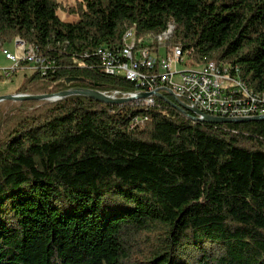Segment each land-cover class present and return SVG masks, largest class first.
I'll use <instances>...</instances> for the list:
<instances>
[{
	"label": "trees",
	"instance_id": "obj_1",
	"mask_svg": "<svg viewBox=\"0 0 264 264\" xmlns=\"http://www.w3.org/2000/svg\"><path fill=\"white\" fill-rule=\"evenodd\" d=\"M130 30L136 52L168 37L264 95V0H0V50L19 38L57 64L17 94L135 93L94 55ZM154 102L0 104V264H264V120L197 123Z\"/></svg>",
	"mask_w": 264,
	"mask_h": 264
},
{
	"label": "built area",
	"instance_id": "obj_2",
	"mask_svg": "<svg viewBox=\"0 0 264 264\" xmlns=\"http://www.w3.org/2000/svg\"><path fill=\"white\" fill-rule=\"evenodd\" d=\"M63 4L68 8L75 5ZM156 42L161 48L166 47L168 37H157ZM11 46L14 47L13 51H0L5 60L12 63L10 69L0 71L5 78L9 79L22 69L38 72L42 77L57 72L55 60L40 55L23 40L17 38ZM135 48L136 33L130 30V34L124 36L119 50H102L94 55L108 75L124 77L133 83L135 93L158 92L164 95L172 92L189 106L215 117L264 116V95L252 98L244 89L238 88L234 65L205 63L197 69L179 70L178 67L185 65V62L178 60L177 47L164 56L154 55L149 48L137 52ZM192 57L193 51L188 50L187 60L190 61ZM155 99L151 97L142 101L145 106L152 107ZM146 120V117H137L133 125Z\"/></svg>",
	"mask_w": 264,
	"mask_h": 264
},
{
	"label": "water",
	"instance_id": "obj_3",
	"mask_svg": "<svg viewBox=\"0 0 264 264\" xmlns=\"http://www.w3.org/2000/svg\"><path fill=\"white\" fill-rule=\"evenodd\" d=\"M72 82H80L85 83L84 79H71L68 83ZM170 96L174 99V102L167 99L161 93H133L129 95H122L120 93H116L113 96H109L105 93H102L97 90L92 89H72L68 90L56 95H26V94H16V95H7L0 97V104L4 102H26V101H36V102H57L69 97L73 96H82L86 97L100 103L106 105H125L132 103L134 101L146 100L151 97H156L158 99H163L167 101L172 107L177 109L180 112L188 114L190 119L197 123H206L212 125H227V124H243L247 122H259L264 120V116L258 117H241V118H223V117H215L211 115H206L205 113L201 112L196 107L189 106L188 104L184 103L180 99L176 98V96L169 92Z\"/></svg>",
	"mask_w": 264,
	"mask_h": 264
},
{
	"label": "rangeland",
	"instance_id": "obj_4",
	"mask_svg": "<svg viewBox=\"0 0 264 264\" xmlns=\"http://www.w3.org/2000/svg\"><path fill=\"white\" fill-rule=\"evenodd\" d=\"M62 1L66 4V6H69V4H71V3L72 4L76 3V0H62ZM3 48H6L8 51L14 50L13 46H4V47H2V49ZM162 50L164 53L168 52L166 47H162ZM183 62H185V65L179 66L178 67L179 70L199 68L198 65H191V60L190 61L187 60L186 55L183 56ZM11 66H12V63L6 61L5 58L3 57V55L0 53V71H2L3 69H10ZM32 74H33L32 71H30L28 69L27 70L22 69V70H19L16 74H12V76L9 79H7L5 77L2 79L0 78V97L7 96V95H16L17 90L20 87V85L23 83V81L27 77H30ZM4 103H6V102H4ZM13 103L18 105L21 102H13ZM1 104H3V103H1ZM100 264H105V263L102 262Z\"/></svg>",
	"mask_w": 264,
	"mask_h": 264
},
{
	"label": "crops",
	"instance_id": "obj_5",
	"mask_svg": "<svg viewBox=\"0 0 264 264\" xmlns=\"http://www.w3.org/2000/svg\"><path fill=\"white\" fill-rule=\"evenodd\" d=\"M61 1V0H60ZM58 16L63 22H68V23H75L78 21V17L74 15H70L67 12L60 10L58 12ZM154 55L156 56H164L166 53L163 52L162 48L159 49L158 52H153Z\"/></svg>",
	"mask_w": 264,
	"mask_h": 264
},
{
	"label": "bare ground",
	"instance_id": "obj_6",
	"mask_svg": "<svg viewBox=\"0 0 264 264\" xmlns=\"http://www.w3.org/2000/svg\"><path fill=\"white\" fill-rule=\"evenodd\" d=\"M4 51H7V50H4ZM177 54H178V60H179L180 62H183V55H182L181 50H180L179 48L177 49ZM237 86H238V88H240V89H244V90L249 94V92H248L247 88L245 87V85H243V84H242L241 82H239L238 80H237ZM249 97L257 98V97H255V96H250V95H249Z\"/></svg>",
	"mask_w": 264,
	"mask_h": 264
}]
</instances>
